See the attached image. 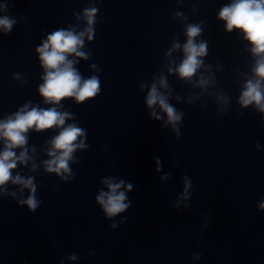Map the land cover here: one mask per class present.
Wrapping results in <instances>:
<instances>
[{"label": "clouds", "instance_id": "obj_1", "mask_svg": "<svg viewBox=\"0 0 264 264\" xmlns=\"http://www.w3.org/2000/svg\"><path fill=\"white\" fill-rule=\"evenodd\" d=\"M95 9L85 10V17L89 26L93 23ZM219 18L226 22V30L232 31L234 28L241 30L245 34V38L252 44V53L259 56L254 72L259 79L255 82L248 81L245 85V91L241 96V103L247 106L255 102L264 111V93L261 91V80H264V0H234L230 5L223 7L219 13ZM15 21L7 16L0 18V27L10 30ZM88 38H92L91 27L85 30ZM198 25H190L187 28V42L183 46L185 58L176 69L181 78L190 79L200 68L202 61L199 57L205 56L207 45L203 42L197 44L195 37L200 34ZM85 33L74 34L73 31L57 30L50 34L42 46L37 48L40 54V60L45 68L43 77L44 83L40 86L39 92L45 102L59 104L62 99L72 98L79 102H83L88 98L94 97L100 88L99 80L93 76L82 82L81 76L73 68V61L68 59V55L75 54L81 58H87L86 53L78 51L83 46V37ZM179 48L178 44L173 46ZM203 85L207 83L201 80ZM161 86H165L163 78L160 80ZM159 103L160 108L167 114L169 122L180 120V116L176 114L175 109L166 103V98L160 95L155 85L147 97L149 107ZM68 113H61L56 108L38 109L33 107L27 110V105L19 112L15 113L14 118L9 117L7 120L0 122V138L5 140V149L0 152V186L6 184L10 180L15 184H22L35 192L31 178L23 179L19 175L12 177V170L16 167L17 161L20 163L27 162V152L21 151L17 157L13 148L23 146L27 142L25 133L29 129L35 128L37 131L51 129L53 127H62L68 118ZM159 118V117H157ZM83 134V130L74 125L63 127V130L51 141L52 151L48 155L54 157L46 161V170L49 172L60 173L61 170L68 172V160L71 153L77 148L82 147V143L77 145L75 142L79 136ZM57 153H60L57 155ZM159 170V169H158ZM108 184L109 192L101 193L97 197L98 203L102 206L107 216L112 217L123 212L128 205L124 203L126 196L124 192H118L123 184ZM186 188L190 186V182L185 180ZM129 190L131 185H128ZM32 211L38 207V201L34 195L30 194L28 199L23 201ZM264 207V205H262ZM115 227V225H113Z\"/></svg>", "mask_w": 264, "mask_h": 264}]
</instances>
